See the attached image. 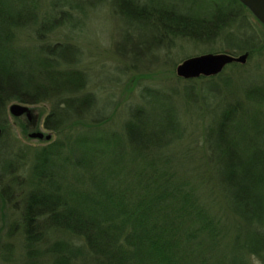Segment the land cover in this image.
<instances>
[{
	"label": "trees",
	"instance_id": "obj_1",
	"mask_svg": "<svg viewBox=\"0 0 264 264\" xmlns=\"http://www.w3.org/2000/svg\"><path fill=\"white\" fill-rule=\"evenodd\" d=\"M46 1L0 0V264H264V84L237 90L247 72L232 78L225 70L170 94L148 91L111 128L112 94L106 110L81 50L52 40L75 28L73 11L83 6ZM228 1L205 15L120 0L114 15L150 34L137 51L121 46V55L137 62L138 51H171L180 38L196 46L223 39L249 59L264 55V40L247 35L250 10ZM125 3L132 13L120 10ZM178 97L198 119L218 113L199 119V154ZM14 103L48 105L41 125L50 141L27 137L26 121L8 113ZM9 117L26 142L44 145L20 141Z\"/></svg>",
	"mask_w": 264,
	"mask_h": 264
},
{
	"label": "rangeland",
	"instance_id": "obj_2",
	"mask_svg": "<svg viewBox=\"0 0 264 264\" xmlns=\"http://www.w3.org/2000/svg\"><path fill=\"white\" fill-rule=\"evenodd\" d=\"M50 0L46 1L47 6ZM80 2L83 6L82 11H73L75 28L72 30L64 31L61 34V38L54 37L52 40H66L77 46L83 55V62L81 67L87 71V75L90 81V90L96 92L98 95L99 105L110 109L108 101H110V94H112V101L114 103L115 116L111 128L118 126L124 118L126 109L129 105L142 106L144 105V97L148 91L154 90H165L167 94L171 93L173 86L182 88L186 86V81L177 77V67L182 64L183 61L191 59L192 57H201L202 55H233L240 57L243 56L240 52L235 49H229L226 42L222 39L213 43L212 46L201 44L197 45L194 43L184 42L183 39L176 41L171 51H167L164 47L152 48L151 52L146 54L145 50L137 52L135 58L137 62L131 60L130 57L122 56L121 46H126L125 49L135 46V50H138L137 45L143 42H147L150 37L148 30L139 28L136 22H132L134 26H129V20H125L121 17L114 15L113 10L117 9V3L120 0H74ZM126 1V0H125ZM141 2L147 4L150 8L155 7L154 4L177 5L183 12L193 11L207 12L205 15H209L215 8L227 7L229 4L228 0H132L131 3ZM46 7V6H45ZM118 9H120L118 7ZM147 9V8H146ZM123 13H132L131 5H123L120 9ZM148 10V9H147ZM196 10V11H195ZM251 25L247 30V35L252 37L257 36L259 39L264 40V24H261L256 19L255 15L251 13ZM132 21V20H131ZM259 22L260 24H258ZM145 24V21L143 22ZM78 24V25H76ZM146 25V24H145ZM254 32V33H253ZM127 34L125 40L127 43L121 45V41L124 35ZM236 32H233L235 35ZM66 35V36H65ZM264 43V42H263ZM120 46V47H119ZM136 50V51H137ZM126 52V51H125ZM244 54V53H243ZM166 55V56H165ZM244 66H229L224 69L225 73L232 78L237 77L240 73H244L243 78L240 79V84L236 87L237 90L242 91L245 87L264 84V55L255 54L253 58L248 60ZM173 63L177 66L173 67ZM125 69V73L122 75V69ZM223 71V72H224ZM222 75V74H220ZM167 76V77H166ZM218 76V75H217ZM215 77V76H214ZM207 78V77H206ZM201 79V78H200ZM210 79V78H207ZM178 80V81H177ZM199 80V79H198ZM205 82L198 84V90L204 86ZM168 86V87H167ZM179 104V112L181 120L188 123L190 130L187 135V141L189 146L191 145L197 152V146L201 144L203 136V124L199 119L206 118L210 122L214 121L215 112L198 113L197 116L193 112L194 110L189 109L187 101L182 97L177 98ZM44 109V110H43ZM43 112L42 117L40 114ZM49 107L46 104L39 105L35 108L34 115L39 116V122L37 128L39 131L47 134V131L41 125V120L48 114ZM9 124L11 130L23 143L30 145H39L37 141L26 142L21 133L16 121L9 117ZM37 130V129H36ZM55 140V136L53 137ZM7 225V224H6ZM5 235V233L3 234ZM2 238H4L2 236ZM14 244L17 245L20 242L19 238L13 239ZM18 247L16 248V250ZM21 259L20 252H17L16 260ZM20 264V261L17 263Z\"/></svg>",
	"mask_w": 264,
	"mask_h": 264
},
{
	"label": "water",
	"instance_id": "obj_3",
	"mask_svg": "<svg viewBox=\"0 0 264 264\" xmlns=\"http://www.w3.org/2000/svg\"><path fill=\"white\" fill-rule=\"evenodd\" d=\"M238 1L253 13L261 24H264V0ZM248 60V54H243V56L240 57L227 55V53H223V55L205 54L201 57H192L191 59L183 61L182 64L177 67L176 73L178 78L185 79L186 81H191L193 79L198 80L203 77L213 78L214 76L223 74L226 67L233 64L244 66L246 63H249ZM8 113L13 118H21L26 121L27 126L32 129L27 135L29 139L50 141L51 134L35 131L38 118L34 115V111L30 106L14 103L8 107Z\"/></svg>",
	"mask_w": 264,
	"mask_h": 264
}]
</instances>
